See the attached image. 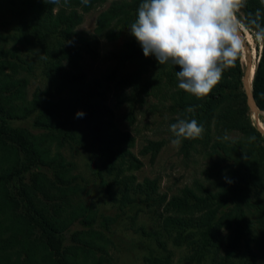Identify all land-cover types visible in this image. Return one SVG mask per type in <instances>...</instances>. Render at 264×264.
<instances>
[{
  "label": "trees",
  "instance_id": "obj_1",
  "mask_svg": "<svg viewBox=\"0 0 264 264\" xmlns=\"http://www.w3.org/2000/svg\"><path fill=\"white\" fill-rule=\"evenodd\" d=\"M106 1L89 0L85 5L82 0L58 4L0 0V12H5L12 30L0 32V264H113L108 231L116 219L99 217L95 207L80 197L75 165L62 152L65 133L55 99L60 90L52 91V82L77 93L83 120L100 116L101 122L93 128L99 143L96 160L118 184L119 178L124 182V206L132 202L128 192L137 189L146 201L165 204V223L179 229L178 238L196 257L208 252L221 264H257L258 253L264 254V136L252 124L246 104L241 49L234 66L225 68L203 97L180 89L179 68L146 58L133 36L123 44L120 57L117 53L114 57L140 62L139 70L118 77L114 69L104 83L88 80L84 57L96 56L101 37L108 41L124 37L143 2L112 0L97 16L92 34L78 31L83 13ZM240 8L243 19L239 21L256 35L264 28V0H242ZM36 46L50 57L51 83L30 93L34 67L29 56ZM155 69L165 82L146 78ZM110 87L131 88V101L139 103L155 91L169 102L161 104L172 116L171 124L195 119L203 125L202 137L181 138L180 150L186 155L203 151L208 156L211 162L202 170L204 180L194 181L166 200L158 194L156 179L136 183L134 175H127L141 163L131 152L134 138L116 127L112 109L105 104ZM251 90L264 112V41ZM123 100L118 95V101ZM189 107L195 112L186 111ZM161 147L162 142L149 140L141 153L153 159ZM255 222L261 235L255 233ZM153 260L167 264L166 257Z\"/></svg>",
  "mask_w": 264,
  "mask_h": 264
},
{
  "label": "rangeland",
  "instance_id": "obj_2",
  "mask_svg": "<svg viewBox=\"0 0 264 264\" xmlns=\"http://www.w3.org/2000/svg\"><path fill=\"white\" fill-rule=\"evenodd\" d=\"M111 1L108 0L83 13L82 22L76 29L82 33L92 34L96 27L97 16L110 5ZM3 12H0V32H12L8 17ZM234 15L244 31V39H241L243 72L248 67L251 68L252 75L259 61L262 41L257 40L256 35H250L239 21L243 19L240 7L234 11ZM130 30L124 37L115 41H108L102 37L99 39L96 56L94 58L85 56L82 61L88 80L96 78L104 83L106 75L114 69L118 70V77L139 70L140 62L120 59L118 61L114 57L116 53L120 57L123 44L131 39ZM243 42L247 43L249 51L248 48L245 49ZM53 46V42L49 44L50 49H53ZM32 51L29 57L34 71L29 76L30 93L38 87L45 88L51 83L49 62H47L50 57L45 55L39 46L33 47ZM42 56L44 58H41ZM145 76L150 81L156 78L161 82L166 81L165 76L157 69L150 70ZM51 85L52 91L60 90L55 99L59 103L61 126L65 133L62 152L66 159L75 165L73 173L77 175L76 183L82 189L80 197L95 207L99 217L111 216L116 219L108 231L112 240L110 255L113 264H160L155 263L153 259L163 257H166L167 264H221L222 261L217 257L213 259L211 253L207 252L205 256L197 257L192 254L183 240L178 238L179 229L175 226L168 227L165 223L167 213L164 203L146 201L145 195L134 189L128 192L132 202L124 206L123 203L126 202L121 199L124 182L119 178L118 184V181L112 178L96 160L95 154L99 150V143L94 139L96 131L93 128L101 122L100 116L90 118L89 122L78 118L76 113L81 109L77 102V93L60 89L56 82H52ZM155 93L154 91V94L146 97L144 103H139L131 101L133 94L131 88L118 91L110 87L105 104L112 109L116 127L128 132L134 138L131 152L141 165L135 171L126 174L134 175L136 183H141L145 178L156 179L158 194L166 196L168 200L179 189L191 186L196 180L203 181L202 170L207 168L211 160L203 151L190 152L186 155L180 150V144H172L171 141L175 139L170 130L172 116L165 109L166 106L161 104L168 105L169 102ZM118 95L124 99L123 102L118 101ZM251 121L264 136V117L252 114ZM22 126L29 128L28 123ZM149 140L162 142L161 149L153 159L149 153H141ZM205 183L208 184L206 181ZM255 233L257 236L261 235V228L256 222ZM258 254L257 264H264V254Z\"/></svg>",
  "mask_w": 264,
  "mask_h": 264
},
{
  "label": "clouds",
  "instance_id": "obj_3",
  "mask_svg": "<svg viewBox=\"0 0 264 264\" xmlns=\"http://www.w3.org/2000/svg\"><path fill=\"white\" fill-rule=\"evenodd\" d=\"M82 2L87 5L89 0ZM241 4L242 0H143L130 34L146 58L179 68L180 89L196 97L207 96L223 70L234 66L241 49V25L234 15ZM256 39L264 41V28L256 33ZM186 111L195 112V108ZM83 115L76 113L78 118ZM170 130L175 137L172 144L179 145L181 138H201L204 127L195 119H180Z\"/></svg>",
  "mask_w": 264,
  "mask_h": 264
},
{
  "label": "water",
  "instance_id": "obj_4",
  "mask_svg": "<svg viewBox=\"0 0 264 264\" xmlns=\"http://www.w3.org/2000/svg\"><path fill=\"white\" fill-rule=\"evenodd\" d=\"M242 34L243 33L240 30L239 36H241ZM243 46L245 47V49H247L244 42H243ZM257 63H258V61H257ZM255 68H256V66H255ZM254 72H255V69H254ZM254 72L251 75V68H248V67H246L245 71H244L243 90L245 92L246 104H247L248 109H249L251 114L264 117V112L258 108L257 104L254 101L253 95H252L251 85H252V81H253V77H254ZM250 81H251V83H250Z\"/></svg>",
  "mask_w": 264,
  "mask_h": 264
},
{
  "label": "bare ground",
  "instance_id": "obj_5",
  "mask_svg": "<svg viewBox=\"0 0 264 264\" xmlns=\"http://www.w3.org/2000/svg\"><path fill=\"white\" fill-rule=\"evenodd\" d=\"M240 30H241L242 33H243L240 37H241V39H244V31L240 28V29H239V32H240ZM244 43H245V42H244ZM248 51H249V48H248ZM260 127H261V126H260ZM261 128H262V127H261ZM262 129H263V128H262ZM263 130H264V129H263Z\"/></svg>",
  "mask_w": 264,
  "mask_h": 264
}]
</instances>
